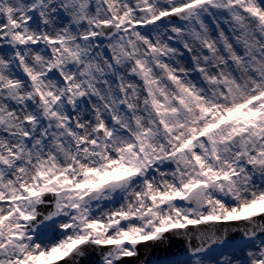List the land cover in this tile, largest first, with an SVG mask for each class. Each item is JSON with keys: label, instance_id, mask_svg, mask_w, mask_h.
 Returning a JSON list of instances; mask_svg holds the SVG:
<instances>
[{"label": "snow or ice", "instance_id": "1", "mask_svg": "<svg viewBox=\"0 0 264 264\" xmlns=\"http://www.w3.org/2000/svg\"><path fill=\"white\" fill-rule=\"evenodd\" d=\"M0 264H264V0H0Z\"/></svg>", "mask_w": 264, "mask_h": 264}]
</instances>
